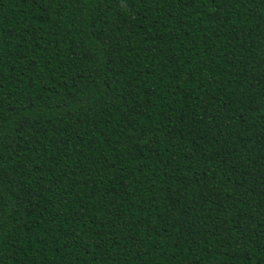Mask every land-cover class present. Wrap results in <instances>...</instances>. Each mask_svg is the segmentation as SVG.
I'll use <instances>...</instances> for the list:
<instances>
[{
  "label": "trees",
  "instance_id": "obj_1",
  "mask_svg": "<svg viewBox=\"0 0 264 264\" xmlns=\"http://www.w3.org/2000/svg\"><path fill=\"white\" fill-rule=\"evenodd\" d=\"M0 264H264V0H0Z\"/></svg>",
  "mask_w": 264,
  "mask_h": 264
}]
</instances>
